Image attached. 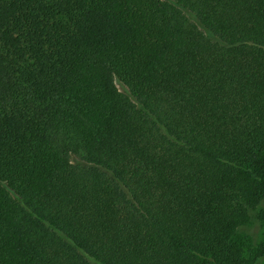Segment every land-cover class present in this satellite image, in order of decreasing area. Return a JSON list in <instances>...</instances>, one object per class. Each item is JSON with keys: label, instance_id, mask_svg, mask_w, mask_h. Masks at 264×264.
Listing matches in <instances>:
<instances>
[{"label": "trees", "instance_id": "1", "mask_svg": "<svg viewBox=\"0 0 264 264\" xmlns=\"http://www.w3.org/2000/svg\"><path fill=\"white\" fill-rule=\"evenodd\" d=\"M261 204L264 0H0V264H264Z\"/></svg>", "mask_w": 264, "mask_h": 264}, {"label": "rangeland", "instance_id": "2", "mask_svg": "<svg viewBox=\"0 0 264 264\" xmlns=\"http://www.w3.org/2000/svg\"><path fill=\"white\" fill-rule=\"evenodd\" d=\"M187 16L194 23H197L191 14H187ZM118 88L122 93L128 94L127 90L120 84H118ZM73 163L74 165H82L83 161L79 157H74ZM236 241L243 247L247 257H250L256 248L264 243V204L249 212V221L237 231Z\"/></svg>", "mask_w": 264, "mask_h": 264}]
</instances>
